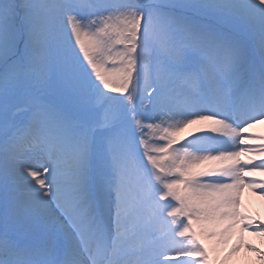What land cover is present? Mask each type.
<instances>
[{
  "label": "snow or ice",
  "instance_id": "obj_1",
  "mask_svg": "<svg viewBox=\"0 0 264 264\" xmlns=\"http://www.w3.org/2000/svg\"><path fill=\"white\" fill-rule=\"evenodd\" d=\"M262 125L264 0H0V264H264Z\"/></svg>",
  "mask_w": 264,
  "mask_h": 264
},
{
  "label": "bare ground",
  "instance_id": "obj_2",
  "mask_svg": "<svg viewBox=\"0 0 264 264\" xmlns=\"http://www.w3.org/2000/svg\"><path fill=\"white\" fill-rule=\"evenodd\" d=\"M256 131H264V125H262V126H258L257 127V129H256ZM245 198H246V200H251V202H252V204H253V206L259 211L260 210V204H259V201H258V199L256 198V197H252L251 195H250V193H248L247 192V190H246V192H245ZM253 242H257V241H253Z\"/></svg>",
  "mask_w": 264,
  "mask_h": 264
}]
</instances>
